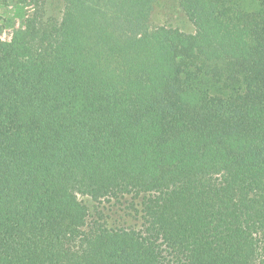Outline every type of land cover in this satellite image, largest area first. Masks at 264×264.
<instances>
[{
    "label": "trees",
    "instance_id": "16d2710c",
    "mask_svg": "<svg viewBox=\"0 0 264 264\" xmlns=\"http://www.w3.org/2000/svg\"><path fill=\"white\" fill-rule=\"evenodd\" d=\"M158 1L0 0V264H264V0Z\"/></svg>",
    "mask_w": 264,
    "mask_h": 264
},
{
    "label": "rangeland",
    "instance_id": "374dc122",
    "mask_svg": "<svg viewBox=\"0 0 264 264\" xmlns=\"http://www.w3.org/2000/svg\"><path fill=\"white\" fill-rule=\"evenodd\" d=\"M240 3L245 9L253 10L257 7V0H235ZM29 14L28 10H25ZM20 9L13 4L2 5L0 3V23L3 24L5 20L13 23L15 28L21 25ZM149 26H166L173 29H178L183 33H193L194 26L187 19L183 11L180 9L177 0H159L153 7L150 14ZM12 29L6 28L3 30L0 38L2 41H9L11 38ZM82 202L88 207V223L98 221L96 211H101L104 218L99 220V223H107L109 226L114 223H121L114 217V213L122 214V208L116 204H108L106 202L92 203L87 198H81ZM118 226V225H117Z\"/></svg>",
    "mask_w": 264,
    "mask_h": 264
}]
</instances>
